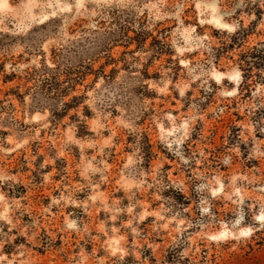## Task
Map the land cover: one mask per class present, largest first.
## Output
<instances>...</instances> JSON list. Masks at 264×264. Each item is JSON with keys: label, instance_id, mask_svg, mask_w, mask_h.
<instances>
[{"label": "rangeland", "instance_id": "obj_1", "mask_svg": "<svg viewBox=\"0 0 264 264\" xmlns=\"http://www.w3.org/2000/svg\"><path fill=\"white\" fill-rule=\"evenodd\" d=\"M263 59L264 0H0V264H264Z\"/></svg>", "mask_w": 264, "mask_h": 264}, {"label": "bare ground", "instance_id": "obj_2", "mask_svg": "<svg viewBox=\"0 0 264 264\" xmlns=\"http://www.w3.org/2000/svg\"><path fill=\"white\" fill-rule=\"evenodd\" d=\"M220 77H225L226 75L224 73H218ZM217 77V76H216Z\"/></svg>", "mask_w": 264, "mask_h": 264}, {"label": "trees", "instance_id": "obj_3", "mask_svg": "<svg viewBox=\"0 0 264 264\" xmlns=\"http://www.w3.org/2000/svg\"><path fill=\"white\" fill-rule=\"evenodd\" d=\"M264 60V59H263Z\"/></svg>", "mask_w": 264, "mask_h": 264}]
</instances>
